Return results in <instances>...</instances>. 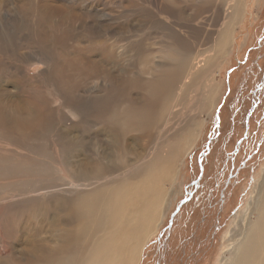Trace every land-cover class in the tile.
Returning <instances> with one entry per match:
<instances>
[{"label": "bare ground", "instance_id": "bare-ground-1", "mask_svg": "<svg viewBox=\"0 0 264 264\" xmlns=\"http://www.w3.org/2000/svg\"><path fill=\"white\" fill-rule=\"evenodd\" d=\"M149 1L25 0L0 12V51L5 47L11 53L2 52L16 59L0 55L2 81L6 74L14 80L1 83L0 163L23 160L34 170L50 164L62 174L56 188L73 194L72 209L65 207L71 196L11 209L27 211L34 225L26 223L25 241L24 235L15 239L19 255L0 248V255H10L9 264H137L161 227L181 162L199 137L202 113L220 98L224 84L218 75L233 51L245 2L231 4L212 56L205 48L218 3ZM203 10L211 14L200 20ZM193 21L197 25H186ZM152 30L163 37L148 45L142 37ZM93 33L109 38L111 48L83 45L96 38ZM76 39L82 47L74 46ZM32 62L46 65L45 82L42 74H28ZM12 167L6 171L15 173L18 165ZM5 182L10 183L0 180ZM259 182L248 208L258 218L230 235L232 247L221 264H264V177ZM9 189L0 191V207L11 208ZM22 250L32 256L21 259Z\"/></svg>", "mask_w": 264, "mask_h": 264}, {"label": "rangeland", "instance_id": "rangeland-1", "mask_svg": "<svg viewBox=\"0 0 264 264\" xmlns=\"http://www.w3.org/2000/svg\"><path fill=\"white\" fill-rule=\"evenodd\" d=\"M238 1L212 0L220 7H212V10L218 14L209 17V20L215 21L208 22V28L213 33L205 48L207 55L215 56L217 49L213 44L219 37L217 30L228 19V16L225 18V14L232 12L231 4ZM24 2L25 0H0V12L5 13L14 5H22L25 4ZM147 2L150 5V1L147 0ZM244 2L245 13L242 20L235 26L233 51L226 67L218 75L224 84L220 98L212 111L202 113L199 137L195 146L186 153L181 162L180 172L174 185L175 194L167 205L168 208L164 209L166 211L163 223L150 241L144 245L137 264H221L222 257L225 254L227 256L228 250L232 247V245L228 246L231 243L228 241L230 235L239 228H245L248 221L258 218V212L248 214V208L257 195L255 189L261 182L259 180L264 177V0H244ZM88 10L92 12L94 8L89 7ZM209 12V10H203L198 16L201 18L205 15L209 16L211 14ZM201 18L200 20L205 19ZM194 23L195 21L186 25H197ZM204 26L206 27L207 24ZM191 32H196L199 36L201 31L192 27ZM162 37L161 32L152 30L142 39L148 45H152L153 40H160ZM76 40L75 44L73 43L74 46L82 47L80 40ZM109 41L107 37L96 36L83 45L90 47L105 45L111 48ZM2 50L11 53L5 47ZM2 50L0 55L3 54V59L16 62L13 54H5ZM45 68L44 63L32 62L28 66V74H42L40 79L45 82L48 79V74L42 73ZM9 76L6 74L7 78ZM0 78V89L3 90L2 85H14L13 79L6 78V81H2V77ZM8 80L10 84H4ZM25 86L33 87L35 83L26 82ZM13 89H11L12 92L15 91ZM31 94L33 98H37L35 90ZM92 102L97 107V103ZM1 105L5 106L3 103ZM184 106L178 105L177 107L180 108L178 110L188 113L189 109ZM97 113L98 111L92 112L93 115ZM90 133L85 129L84 136L91 137ZM137 136L141 138L140 135ZM22 158L19 157V159ZM13 164L18 165L16 172L6 171L13 168ZM31 166L30 162H23V160L15 163L13 160L0 163V180L10 182H5L6 185L0 184L2 186L0 191L10 188L8 195L10 198L13 197L10 202L11 208L0 207V248L6 246L5 248L9 249L8 254L13 250L17 251L18 242L15 243L17 236H19L18 241L23 235V241L26 240V223L34 225L33 217L26 214L27 211L16 213L17 211L11 209L28 210V206L36 201L39 205L49 201L56 203L64 198L68 200L73 195L69 191L67 193V189L61 191L56 188V183L59 185L63 180L59 179L62 174L54 166L45 163L42 168L38 167L39 169L35 170ZM45 169H48L50 173ZM36 185L39 186L36 188ZM48 189L53 190L57 197L52 192L51 194L47 192ZM43 194H49V196L46 195V198ZM32 195L35 197L33 198ZM36 196L39 197L32 202ZM66 196L69 198L67 199ZM72 199L73 197L68 200L71 203L65 205L67 209H72ZM179 205L180 209L176 211ZM173 213L175 216L170 224ZM22 252L25 254L20 255L21 259L32 256L27 254L30 251L22 250ZM8 254L4 251L0 255V264L10 263ZM16 254L19 255L18 251ZM37 255L40 257L39 254Z\"/></svg>", "mask_w": 264, "mask_h": 264}, {"label": "water", "instance_id": "water-1", "mask_svg": "<svg viewBox=\"0 0 264 264\" xmlns=\"http://www.w3.org/2000/svg\"><path fill=\"white\" fill-rule=\"evenodd\" d=\"M182 202H184V200ZM179 209H180V205L177 207V210L176 211H178ZM176 211H175V213H176ZM175 213H173V215H172V218L170 220V224L173 222V217L175 216Z\"/></svg>", "mask_w": 264, "mask_h": 264}]
</instances>
